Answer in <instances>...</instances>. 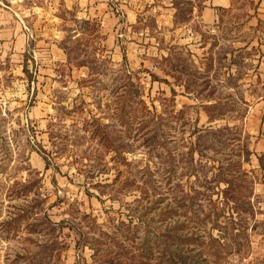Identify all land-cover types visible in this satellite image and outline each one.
Wrapping results in <instances>:
<instances>
[{
	"label": "rangeland",
	"instance_id": "obj_1",
	"mask_svg": "<svg viewBox=\"0 0 264 264\" xmlns=\"http://www.w3.org/2000/svg\"><path fill=\"white\" fill-rule=\"evenodd\" d=\"M203 1H38L64 58L0 75V264H264V0Z\"/></svg>",
	"mask_w": 264,
	"mask_h": 264
},
{
	"label": "crops",
	"instance_id": "obj_2",
	"mask_svg": "<svg viewBox=\"0 0 264 264\" xmlns=\"http://www.w3.org/2000/svg\"><path fill=\"white\" fill-rule=\"evenodd\" d=\"M38 1L22 0L20 5H10L7 1L0 0V75L5 72L22 76L25 72H33L37 75L51 76L56 64L63 60L64 54L58 46V33L53 28L51 15L47 14L46 8ZM68 2L66 8L75 5L83 11L92 13L91 16L104 15L111 18L110 14H105L104 9V6L108 5V0ZM230 7L231 0H204L199 21L203 25H212L218 21V11ZM40 11H44L45 16L49 17H40L38 15ZM262 118L264 120V107L262 109L261 105L247 120L257 123L258 132ZM246 130L250 131L248 127Z\"/></svg>",
	"mask_w": 264,
	"mask_h": 264
},
{
	"label": "trees",
	"instance_id": "obj_3",
	"mask_svg": "<svg viewBox=\"0 0 264 264\" xmlns=\"http://www.w3.org/2000/svg\"><path fill=\"white\" fill-rule=\"evenodd\" d=\"M160 70H162V69H160ZM150 75L152 77L151 80L158 79V77L156 75H154L152 73ZM41 152H42L43 160L45 162L44 169H47L48 168L47 158H48L49 153H47L46 151H41ZM244 174H245V176H244V178H242L241 181H243L245 184L239 183L238 185H240L242 188L243 187L244 188L249 187L248 191L244 194H242V192L239 193L240 196L238 197V196L232 194L231 192H229L230 191V188H229L230 184L228 182H226L225 188L221 189L220 187H216V189L218 190V193H217L218 201L212 202V206H216L218 203H220L221 205H229L232 203L234 208L231 212V216L234 217V214L235 215L239 214V211H237V209H236L237 206H241V205H247L248 206V205H250V198L252 197V194H253V186L251 184V180L249 178H247L246 173H244ZM247 182L249 183V186L247 185L248 184ZM240 199H242V200H240ZM231 219H232L233 225L237 226V223L234 221L235 218H231ZM43 220L45 221V223H47L53 227H54V224H56V223L51 222L46 215H44ZM232 228L234 229V227H232ZM234 236L237 237V236H239V234H237V235L234 234ZM56 239H59V236L53 237L54 241H56ZM235 245L240 246L238 241H236Z\"/></svg>",
	"mask_w": 264,
	"mask_h": 264
},
{
	"label": "built area",
	"instance_id": "obj_4",
	"mask_svg": "<svg viewBox=\"0 0 264 264\" xmlns=\"http://www.w3.org/2000/svg\"><path fill=\"white\" fill-rule=\"evenodd\" d=\"M7 1L10 5H19L22 0H5Z\"/></svg>",
	"mask_w": 264,
	"mask_h": 264
}]
</instances>
